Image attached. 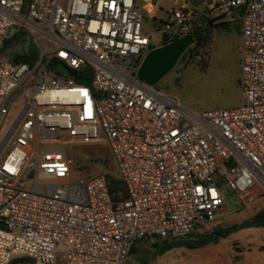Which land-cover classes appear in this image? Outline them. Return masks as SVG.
Listing matches in <instances>:
<instances>
[{
  "label": "built area",
  "instance_id": "1",
  "mask_svg": "<svg viewBox=\"0 0 264 264\" xmlns=\"http://www.w3.org/2000/svg\"><path fill=\"white\" fill-rule=\"evenodd\" d=\"M244 6L241 104L193 111L137 78L150 51L188 35L190 12L169 10L147 35L151 0H0V264H126L137 242L212 221L222 184L264 202V0L209 7ZM29 45L33 62H15ZM69 138L104 142L125 200L106 174L80 177Z\"/></svg>",
  "mask_w": 264,
  "mask_h": 264
},
{
  "label": "rangeland",
  "instance_id": "2",
  "mask_svg": "<svg viewBox=\"0 0 264 264\" xmlns=\"http://www.w3.org/2000/svg\"><path fill=\"white\" fill-rule=\"evenodd\" d=\"M227 0H151L155 9L151 16L145 15L144 30L147 35L153 32L155 20L165 19L171 9H181L190 12L191 25L183 32L187 33L198 21L199 16L207 15L215 20V25L232 22L233 13H211L210 5L224 3ZM151 9V6L149 7ZM225 27H215L211 42L202 48L200 53L181 57L174 69L166 75L157 85L161 91L172 95L186 108L193 111H207L227 109L241 104L239 88V68L241 69V38L238 34L239 24L236 21L227 23ZM16 30L12 29L10 37L13 38ZM25 41L24 35L14 40L16 46ZM28 42V41H27ZM208 68L204 70L205 66ZM71 139L74 148L71 155L83 166L82 176L89 178L97 174H106L107 177L120 180L110 151L103 141L92 145H83L77 138ZM225 203L223 212L217 213L212 221H199L192 234L211 233L217 227H226L240 224L250 217L247 210L251 205H245L224 184H222ZM245 229L238 236L247 238ZM161 242H156L161 245ZM156 243L145 241L137 242L134 246L137 253L129 255L126 264H201V251L199 249L178 248L167 251L158 256ZM258 248L254 253L258 260L264 262V236L258 238Z\"/></svg>",
  "mask_w": 264,
  "mask_h": 264
},
{
  "label": "trees",
  "instance_id": "3",
  "mask_svg": "<svg viewBox=\"0 0 264 264\" xmlns=\"http://www.w3.org/2000/svg\"><path fill=\"white\" fill-rule=\"evenodd\" d=\"M215 27H225V30H227V23H224L223 25L217 24L215 25V20L209 18L207 15H201L198 18V21H195L194 26L189 30L188 35L194 38L195 44L191 46L186 53L183 55L182 58L192 55L193 57L197 56L203 47L208 45L212 38H213V29ZM36 57L35 50L29 45L28 53L25 54L23 57L15 56L14 61L15 62H26V63H32L33 60ZM57 66V64H55ZM208 68V65L205 66L204 70ZM90 69L86 71L85 73H82L81 77H76L75 80L78 84H84L88 85L90 80ZM85 75L87 77H85ZM84 76V77H83ZM107 183L110 191V195L114 201H120L125 200L127 198V191L125 188L124 183L122 180H116L111 177H107ZM248 228H264V207L261 211H259L256 215H254L251 219L244 221L240 224H235L230 227H220L214 229L213 232L207 233V234H193L194 236H188L184 239H178L173 241H164L160 244L156 243L154 244L155 248L157 249L156 254L158 256L164 255L167 251L178 249V248H187V249H199L201 247H204L206 245L217 243V241L220 238H225L229 236L232 233H236L243 229ZM137 253V249L135 246L131 247L130 255H134ZM30 263V260L28 259H19L11 264H28Z\"/></svg>",
  "mask_w": 264,
  "mask_h": 264
},
{
  "label": "crops",
  "instance_id": "4",
  "mask_svg": "<svg viewBox=\"0 0 264 264\" xmlns=\"http://www.w3.org/2000/svg\"><path fill=\"white\" fill-rule=\"evenodd\" d=\"M233 16H234L233 21H236L239 24V30L237 32L241 38L240 54L242 57L241 20L237 12H235ZM232 22H227V23H232ZM239 76H240V68H239ZM263 207H264V202L251 205L247 209L250 214L249 219H251L259 211H261ZM224 210L225 208L223 206L218 213L223 212ZM230 226H226V227H230ZM244 231L247 238L241 239L238 236H236L239 233H241L240 230L236 233L230 234L225 238H220L217 241V243H212L199 248V250L201 251V257H200L201 264H264V262L261 263L258 260V257L254 253V250H256L259 247L258 246L259 236H264V228H248L245 229Z\"/></svg>",
  "mask_w": 264,
  "mask_h": 264
},
{
  "label": "water",
  "instance_id": "5",
  "mask_svg": "<svg viewBox=\"0 0 264 264\" xmlns=\"http://www.w3.org/2000/svg\"><path fill=\"white\" fill-rule=\"evenodd\" d=\"M245 11V6L240 8L237 11L238 16L242 18ZM194 44V38L187 35L150 51L138 69L137 78L148 85L157 86L174 69L181 57ZM58 70L69 74V70L64 65H60Z\"/></svg>",
  "mask_w": 264,
  "mask_h": 264
}]
</instances>
